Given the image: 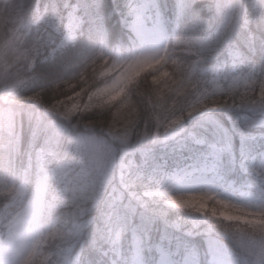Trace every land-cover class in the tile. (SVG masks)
<instances>
[{"label": "clouds", "instance_id": "9594fccd", "mask_svg": "<svg viewBox=\"0 0 264 264\" xmlns=\"http://www.w3.org/2000/svg\"><path fill=\"white\" fill-rule=\"evenodd\" d=\"M0 264H264V0H0Z\"/></svg>", "mask_w": 264, "mask_h": 264}, {"label": "trees", "instance_id": "16d2710c", "mask_svg": "<svg viewBox=\"0 0 264 264\" xmlns=\"http://www.w3.org/2000/svg\"><path fill=\"white\" fill-rule=\"evenodd\" d=\"M226 123H227V121H226ZM233 143H234V145H235L236 147H239V137H234V141H233Z\"/></svg>", "mask_w": 264, "mask_h": 264}]
</instances>
